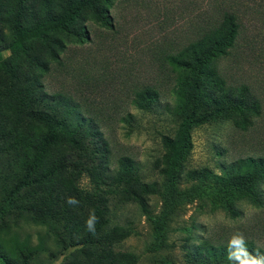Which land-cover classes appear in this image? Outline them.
<instances>
[{
  "label": "trees",
  "instance_id": "obj_1",
  "mask_svg": "<svg viewBox=\"0 0 264 264\" xmlns=\"http://www.w3.org/2000/svg\"><path fill=\"white\" fill-rule=\"evenodd\" d=\"M115 1L0 0V264H51L66 251L62 264H136L132 254L115 249L128 233L118 235L109 226L112 198L137 203L161 246L166 221L180 206L210 195L233 215L234 201L253 194L264 175V162L249 159L221 174L190 169L185 173L189 187L180 188L195 128L231 114H259L244 87H226L212 69L236 45L248 0H212L193 38L163 56L174 82L177 127L173 136L161 137V182H143L128 157L120 158L115 174L108 173V149L94 138L93 120L70 95L48 94L41 78L52 62L61 64L67 44L89 40L88 21L113 29ZM159 98L157 88L143 86L132 103L148 112ZM149 196L161 199L156 216L146 209ZM69 197L79 203L69 204ZM92 212L98 217L95 232L86 228ZM227 245H211L205 253L183 248L189 263L231 264Z\"/></svg>",
  "mask_w": 264,
  "mask_h": 264
},
{
  "label": "rangeland",
  "instance_id": "obj_2",
  "mask_svg": "<svg viewBox=\"0 0 264 264\" xmlns=\"http://www.w3.org/2000/svg\"><path fill=\"white\" fill-rule=\"evenodd\" d=\"M211 2L116 0L110 9L113 29L88 21L89 40L67 44L61 64L52 62L42 76L48 94L70 95L93 120L94 138L108 149L109 174H115L120 158L128 157L143 182H161L158 170L165 154L161 137L173 136L177 127L172 115L174 82L163 56L193 38ZM247 2L250 11L242 16L236 45L212 69L226 87H244L247 97L258 104L259 114H231L195 128L180 188L189 187L185 173L190 169L206 167L221 174L237 161L264 162V0ZM149 85L158 89L160 98L150 111H140L132 103L134 94ZM81 184L89 187L86 178ZM146 209L158 215L161 199L146 197ZM234 211L232 215L220 209L210 195L194 198L166 221L161 246L154 224L137 203L112 198L108 219L118 235L128 233L117 239L115 249L132 254L136 264H192L183 244L205 253L211 245H227L237 232L244 234L248 248L264 254V175L253 194L234 201ZM67 255L68 251L51 264H62Z\"/></svg>",
  "mask_w": 264,
  "mask_h": 264
},
{
  "label": "clouds",
  "instance_id": "obj_3",
  "mask_svg": "<svg viewBox=\"0 0 264 264\" xmlns=\"http://www.w3.org/2000/svg\"><path fill=\"white\" fill-rule=\"evenodd\" d=\"M71 205L79 203L75 198L69 197L68 201ZM98 217L95 212L90 213L89 218L86 220V228L88 231L95 232V224ZM227 260L231 264H264V254L256 252L252 254L247 247V241L243 233H235L227 245Z\"/></svg>",
  "mask_w": 264,
  "mask_h": 264
}]
</instances>
